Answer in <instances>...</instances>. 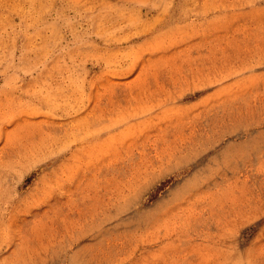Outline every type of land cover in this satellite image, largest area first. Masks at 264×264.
<instances>
[{"label": "rangeland", "instance_id": "obj_1", "mask_svg": "<svg viewBox=\"0 0 264 264\" xmlns=\"http://www.w3.org/2000/svg\"><path fill=\"white\" fill-rule=\"evenodd\" d=\"M0 264H264V0H0Z\"/></svg>", "mask_w": 264, "mask_h": 264}]
</instances>
